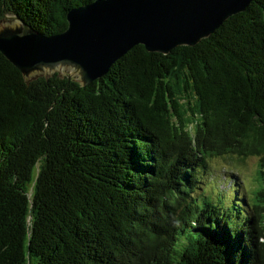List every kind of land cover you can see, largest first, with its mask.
Returning <instances> with one entry per match:
<instances>
[{"label": "trees", "instance_id": "trees-1", "mask_svg": "<svg viewBox=\"0 0 264 264\" xmlns=\"http://www.w3.org/2000/svg\"><path fill=\"white\" fill-rule=\"evenodd\" d=\"M93 1L0 0V22L56 35ZM254 156L247 195L213 185L211 160ZM0 264H264V0L86 87L0 53Z\"/></svg>", "mask_w": 264, "mask_h": 264}, {"label": "water", "instance_id": "water-1", "mask_svg": "<svg viewBox=\"0 0 264 264\" xmlns=\"http://www.w3.org/2000/svg\"><path fill=\"white\" fill-rule=\"evenodd\" d=\"M252 0H94L69 10L67 28L46 36L16 15L0 22V53L24 81L68 74L81 87L134 46L167 55L195 46Z\"/></svg>", "mask_w": 264, "mask_h": 264}, {"label": "rangeland", "instance_id": "rangeland-1", "mask_svg": "<svg viewBox=\"0 0 264 264\" xmlns=\"http://www.w3.org/2000/svg\"><path fill=\"white\" fill-rule=\"evenodd\" d=\"M257 162L258 159L255 156L247 158L243 163L221 158L211 160L209 162L210 170L212 174L214 173L215 177L212 180L213 185L216 184L219 191L229 188L231 185L230 181L225 182L222 175L225 174L224 172H232L234 175H238L239 193L247 195L256 185ZM208 184L200 183L201 188L196 190V196L202 195L203 192L210 193L212 189L215 190V188H211Z\"/></svg>", "mask_w": 264, "mask_h": 264}]
</instances>
